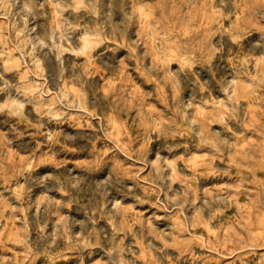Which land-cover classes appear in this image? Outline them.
<instances>
[{"label": "rangeland", "instance_id": "obj_1", "mask_svg": "<svg viewBox=\"0 0 264 264\" xmlns=\"http://www.w3.org/2000/svg\"><path fill=\"white\" fill-rule=\"evenodd\" d=\"M0 264H264V0H0Z\"/></svg>", "mask_w": 264, "mask_h": 264}]
</instances>
